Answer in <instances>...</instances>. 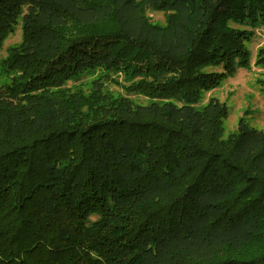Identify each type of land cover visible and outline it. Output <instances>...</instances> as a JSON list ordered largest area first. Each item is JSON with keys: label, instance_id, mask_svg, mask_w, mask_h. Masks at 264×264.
Instances as JSON below:
<instances>
[{"label": "trees", "instance_id": "trees-1", "mask_svg": "<svg viewBox=\"0 0 264 264\" xmlns=\"http://www.w3.org/2000/svg\"><path fill=\"white\" fill-rule=\"evenodd\" d=\"M20 19L2 62L0 264H264V129L224 137L227 106L200 103L206 66L247 67L230 23L264 20V0H0V49ZM84 76L86 106L61 94ZM122 76L149 82L115 97Z\"/></svg>", "mask_w": 264, "mask_h": 264}, {"label": "rangeland", "instance_id": "rangeland-1", "mask_svg": "<svg viewBox=\"0 0 264 264\" xmlns=\"http://www.w3.org/2000/svg\"><path fill=\"white\" fill-rule=\"evenodd\" d=\"M170 16L168 11L153 10L148 12V18L151 23L165 24ZM231 24L235 29L242 31L246 37L243 45L248 53V64L244 68H234L233 71L224 73L221 65L206 66L204 71L211 75H216L214 81L202 93L201 105L206 104L211 98L219 100L228 108V114L220 122V130L224 137H228L237 131L238 123L241 119L255 129H264V20L259 19L250 26ZM23 39L21 19L14 30L8 34L0 49V87L9 82L8 76L2 70V62L7 57L8 50L21 43ZM220 77H219V76ZM94 76H84L80 81H69L63 87L61 94H79V91L85 96V106L88 105V95L92 91V82ZM169 78H174L170 74ZM116 79V78H115ZM117 85L115 80L107 82L108 90L115 96H126L127 92L123 87L139 89L147 86L149 79L136 78L126 83L118 78ZM122 87V88H121ZM129 99L136 103L144 101V95H129ZM86 109V107L84 108Z\"/></svg>", "mask_w": 264, "mask_h": 264}]
</instances>
